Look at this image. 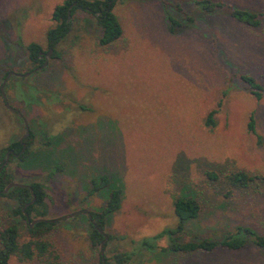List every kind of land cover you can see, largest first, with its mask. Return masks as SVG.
Returning a JSON list of instances; mask_svg holds the SVG:
<instances>
[{"label": "rangeland", "instance_id": "obj_1", "mask_svg": "<svg viewBox=\"0 0 264 264\" xmlns=\"http://www.w3.org/2000/svg\"><path fill=\"white\" fill-rule=\"evenodd\" d=\"M61 1L0 0V83L5 72L28 70L27 43L47 51L51 10ZM194 1L116 0L121 34L107 46L97 42L93 16L76 11L54 46L58 57L5 81L0 149L24 134V119L29 152L37 154L5 169L15 182L42 184L44 217L55 219L45 239L58 264H99L85 216L103 205L104 191L87 194L89 180L100 175L122 187L120 207L102 230L108 264H118L113 256L125 251L131 255L124 264H264V252L244 235L245 246L235 251H161L165 235L155 248H137L139 239L175 225L172 199L185 192L199 211L173 234L178 242L237 236V226L264 235V16L249 27L221 9L202 12ZM218 1L264 10V0ZM173 20L178 25L169 32ZM240 75L260 83L259 100ZM249 114L259 138L247 130ZM234 170L256 177L228 192L222 180L206 176ZM13 207L0 195V229L15 224L22 241L25 223ZM75 210L81 211L59 218ZM9 264L40 262L11 257Z\"/></svg>", "mask_w": 264, "mask_h": 264}, {"label": "trees", "instance_id": "obj_2", "mask_svg": "<svg viewBox=\"0 0 264 264\" xmlns=\"http://www.w3.org/2000/svg\"><path fill=\"white\" fill-rule=\"evenodd\" d=\"M116 0H62L53 6L51 10V20L53 25L45 32V39L48 48H52L51 57H58L59 54L54 50V46L62 41L69 33L71 27V17L76 11H82L93 16L96 26L99 28L97 42L101 46H107L113 43L120 37L121 28L117 18L112 12V7ZM195 5L202 12H211L213 10H223L228 13L236 21L243 23L249 27H255L259 24V16H264V10L250 11L242 8H231L218 0H195ZM69 16H68V14ZM190 20V18H188ZM175 26H174V25ZM178 24L173 20L169 25V32H172ZM24 52L28 60L29 68L27 71L39 66L43 61V53L40 45L37 42L31 41L24 47ZM26 71V72H27ZM9 72V71H8ZM7 72L3 73L2 78ZM239 78L247 85L250 94L259 100L262 97V86L256 79L249 75H240ZM210 111L206 117L205 124L213 125ZM247 130L256 135L255 119L252 114H249L247 119ZM21 143H24V150L18 155L8 154L7 162L11 160H19L25 163L31 156H36V153L29 152L31 143V134L21 139L11 141L6 147L0 149V164L4 160L7 150L12 153H18L21 148ZM30 154V155H29ZM206 176L210 180H222L230 192L234 189H245L250 182L255 179V175L246 173L241 170H234L219 176L213 171L206 172ZM14 182L11 173L7 172L5 166L0 169V190L5 185ZM87 194H92L97 190L105 192L103 205L96 209L86 212L85 220L89 225L87 231V239L91 246L98 245L105 235L102 230L104 228L107 217L120 207L122 196V187L117 181L110 182L107 175H100L96 178H91L88 182ZM34 194V201L27 206H24L31 199V192ZM227 192V193H228ZM12 199L14 207L11 210L12 214H16L24 220L25 223V238L19 241L18 230L15 224H9L0 229V264H9L11 257H15L18 261H26L36 259L40 264H58L57 254L51 249L45 235L50 232L55 220L45 218L44 208V190L39 182H30L23 186L10 187L5 193H0ZM23 208V209H22ZM199 211V204L196 199L189 196L186 192L179 193L172 199V212L175 218V225L172 228H164L156 234L148 237H143L138 240L137 248L152 249L157 247V241L164 235L168 239L166 247L160 248L161 251H212L217 247H222L228 251H235L245 246L247 240L239 237L246 236L250 243L261 249L264 252V235L257 233L249 226H237L235 233L228 234L220 240L201 239L198 241L178 242L174 233L180 232L185 227V224L196 218ZM26 213V214H24ZM34 218H43L30 225ZM106 236V235H105ZM104 248V244L102 249ZM131 252H121L115 254L114 260L118 264H124L130 258ZM99 264H108L103 255L98 253Z\"/></svg>", "mask_w": 264, "mask_h": 264}, {"label": "water", "instance_id": "obj_3", "mask_svg": "<svg viewBox=\"0 0 264 264\" xmlns=\"http://www.w3.org/2000/svg\"><path fill=\"white\" fill-rule=\"evenodd\" d=\"M67 14H68V12H67ZM68 16H69V14H68ZM51 54H52V48H48L47 51H45V52L43 53V61H42V63H41L39 66H37V67H35V68H33V69L27 71V72H24V73H18V72H13V71H9V72H7V73L5 74V76L2 78L1 83H0V95H1L2 99H3L4 101L6 100V98H5V94H4V92H3V85H4L5 81L7 80V78H8L9 76H11V75L18 76V77H21V76H27V75H29L30 73H33V72H35V71H37V70L43 68V67L46 65V63H47V58L50 57ZM5 106H6V108H8V109L11 108V107H10L9 105H7L6 103H5ZM23 125H24V130H25V132H24V134L19 138V141H20V142H21L22 137H24V136H26V135L28 134L27 123H26V121H25L24 119H23ZM23 150H24V143H21V148H20L19 152H18V153H12V154H13L14 156H18ZM6 162H7V157H5V159H4V160L2 161V163L0 164V169H1L3 166H5ZM13 186H23V184H22V183H19V182H15V181H14V182H11V183L5 185L4 188H3L2 190H0V193H5L10 187H13ZM29 191L31 192V199L29 200V202H27L26 204H24L23 208H24L25 206H27L28 204H31V203L34 201V197H35V196H34V194L32 193V190H31L30 187H29ZM23 208H22V209H23ZM75 213H76V211H73V212H70V213L65 214V215H63V216H60L59 218L70 217V216L74 215ZM24 214H26V213H24ZM59 218H57V219H59ZM40 220H43V218H34V219L31 220L30 225L33 224L34 222H36V221H40ZM105 238H106V236L104 235V236H103V239H102V240L99 242V244H98V247H99V253H100L101 255H102V252H103V251H102V250H103V249H102V246H103V242H104Z\"/></svg>", "mask_w": 264, "mask_h": 264}, {"label": "flooded vegetation", "instance_id": "obj_4", "mask_svg": "<svg viewBox=\"0 0 264 264\" xmlns=\"http://www.w3.org/2000/svg\"><path fill=\"white\" fill-rule=\"evenodd\" d=\"M9 153H11V154H12V152H11V151H9V150H7V151L5 152L4 159H5V157H7V160H8V154H9ZM75 211H76V213L78 214V212H80L81 210H75ZM86 212H87V211H86ZM76 213H75V214H76ZM75 214H74V215H75ZM53 220H55V219H53Z\"/></svg>", "mask_w": 264, "mask_h": 264}]
</instances>
